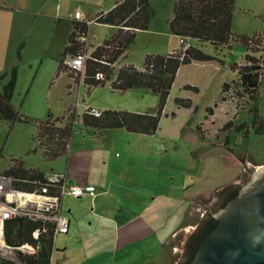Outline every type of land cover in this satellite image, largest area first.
Segmentation results:
<instances>
[{
  "label": "rangeland",
  "instance_id": "1",
  "mask_svg": "<svg viewBox=\"0 0 264 264\" xmlns=\"http://www.w3.org/2000/svg\"><path fill=\"white\" fill-rule=\"evenodd\" d=\"M173 5L169 0H154L151 4L161 21L172 13ZM13 18H0V74L17 67L10 103L27 121L0 120V172L15 159L25 168L64 173L67 182L90 187L98 194L93 202L63 197L62 214L70 220V228L68 234L55 237L52 264H158L159 260L168 264L175 239L163 247L164 236L153 235L157 227L167 223L168 233L187 223L196 224L207 213L201 203H194L196 194H205L202 198L207 199L205 204L210 212L224 187L244 184L246 164H264V63L256 100L242 91L235 96L236 102L231 100L237 104L236 115L229 99H209L204 86H198L197 92L185 90L192 104L199 106L196 115L187 111L191 115L181 114L175 119L168 114L161 118L152 135L122 128H97L83 123L88 108L129 111L126 107L130 105L153 110L157 96L144 88L112 89L118 65L104 85L89 88L78 80L79 85L71 82L68 90L67 74L56 75L57 59L63 44L68 43L67 37L52 32L44 36V27L18 30L13 26L17 23ZM231 31L234 36L259 34L264 38V0H236ZM111 33L110 27L91 23L87 44L96 46ZM141 36L138 41L135 36L127 49V58L119 64L142 66V47L148 43ZM202 46L204 51L230 63H244L245 52L238 43L232 44L230 56L227 48ZM259 56L264 61V41ZM225 71L229 82L237 79V74L232 75L227 68ZM234 82L239 88V82ZM180 94V88L172 86L165 105L167 112L177 108L183 112L173 100ZM208 99L210 107L206 110ZM255 109L254 122L249 112ZM62 116L72 125L68 152L44 159L32 121ZM237 126L241 129L236 130ZM231 155L242 161L240 173L236 170L239 168L232 167ZM98 178L106 179L105 186H99ZM163 204L167 205L166 210Z\"/></svg>",
  "mask_w": 264,
  "mask_h": 264
},
{
  "label": "trees",
  "instance_id": "2",
  "mask_svg": "<svg viewBox=\"0 0 264 264\" xmlns=\"http://www.w3.org/2000/svg\"><path fill=\"white\" fill-rule=\"evenodd\" d=\"M235 2L236 0H177L173 5V17L169 21V30L178 38L187 39L191 44L190 48L183 52L182 57L180 51H178V54H147L144 56L141 67L133 65L119 66L116 78L111 85L112 89L117 91H126L134 88L150 90L157 96L156 111L154 113H137L106 110L101 111V115L98 117L89 115L85 111L82 118L84 125L97 128H122L128 132L143 135L154 134L159 126L179 67L192 61L205 62L216 59L217 55H209L197 47V45L203 44H209L215 49L222 47L228 50L231 49L233 43L241 45L245 52L244 61L248 62L249 65L238 67L235 64L232 68L238 73L237 82H239L242 92L248 95L249 99L256 100L264 63L262 58L260 56L257 57V55L262 48L264 38L259 34H254L251 37L233 35L231 21ZM154 13L151 0H117L110 10L97 14L91 20L72 22L74 31L70 34L68 45L65 46L60 58L57 60L56 75L58 76L61 72H65L67 76L72 75L73 77H69L74 78L73 73L63 65V57L78 50L79 46L75 41V37H77L75 31H78L79 35H87L90 23L110 25L116 28V32L109 39L102 41V44L105 46L110 45L111 49L105 50L103 47H97L92 52L91 58L85 62L86 72L83 79V83L87 84L89 88L104 85L112 75L113 69L100 61L118 64L124 57L129 45L133 43L136 31L146 30ZM248 40L254 41L256 47L249 48ZM191 41H195L196 45H192ZM19 50L20 46L17 49L18 58L20 57ZM249 53H252V55ZM16 68V66H13L9 72L0 74V120L27 121L10 103L16 86ZM98 71H102L105 74L106 78L104 81L94 80L93 76ZM227 88L228 85L226 83L222 84L221 94ZM221 94L220 98L223 99ZM175 102L180 107L190 106L187 100L176 99ZM249 114L252 115V121L255 122L257 120L256 109L250 111ZM32 122L36 127V142L41 140L44 142L45 148L40 149L44 159L51 160L67 154L72 125L70 126L65 121L64 116L56 119L47 118L42 121L34 120ZM226 125H231V123ZM239 129L241 128L237 126L236 130ZM2 172L12 177L13 186L19 189L33 190L42 186L45 181L44 174L36 169H26L21 161L15 159H12L11 165ZM236 194L237 192L231 195L228 200L232 199ZM40 225L39 221L21 217L7 220L4 224L5 241L9 245H19L25 242L37 244V240L32 237V231L40 227ZM214 226L215 222L200 236V239ZM52 233V230L49 229L46 233L39 235L38 255L36 257H22L23 264H51V257L54 251ZM1 263L5 264V261L2 260Z\"/></svg>",
  "mask_w": 264,
  "mask_h": 264
},
{
  "label": "crops",
  "instance_id": "3",
  "mask_svg": "<svg viewBox=\"0 0 264 264\" xmlns=\"http://www.w3.org/2000/svg\"><path fill=\"white\" fill-rule=\"evenodd\" d=\"M116 1L117 0H0V18L5 17V16H13L14 17L13 20L17 22L13 26H17L18 30L22 31L27 26L31 27L32 30H34L35 28L44 27L45 28L44 36H46L48 32H52L54 33V35L58 34L61 37L66 36L68 40L70 34L73 31L72 19L70 16L75 11L79 10L81 14V19L83 21H88V20L93 19L97 14L101 12H107L108 10H110L114 6ZM169 1L171 5H173L177 0H169ZM151 4L154 5V0H151ZM172 17H173V11L172 13H170L169 16H166L164 21H161L158 17L154 15L153 19L150 21L149 26L146 30L136 31L135 41H138L139 35H142L143 37H145V40L148 43L147 46L143 45L142 47L143 60H144V56L147 54L165 55V54H169L170 52L179 49L180 47L179 38L173 33H171V31L169 30V21L172 19ZM27 21L29 25L27 24ZM95 24H99V23H95ZM106 26L110 27L113 30V34L116 32L115 27L110 26V25H106ZM12 33H14V29H12ZM113 34L111 33V36ZM67 45L68 43H66L65 45L63 44L64 48ZM192 45H196V44H192ZM197 47L201 48L204 51L202 45H197ZM231 50H232V47L230 50H228L229 56L231 55L230 53ZM62 52L63 50L60 51V56ZM204 52L209 55H213L212 53H209L206 51ZM126 58H127V50L125 51L124 57L121 60H125ZM235 64L237 63H234V62L230 63L229 61L223 60V58L217 55L215 60L205 61V62L192 61L189 64L180 66L175 75V79L173 81L172 86L174 87L175 85L178 88H180L181 97L175 98L173 100L174 102L176 99L187 100L190 103V106L181 107L183 108L182 109L183 112H180L178 108L177 110L172 109L167 112L166 108H164V112L161 118H167L168 114H170L171 118L175 117L176 119V116L178 115L184 114L182 116H185L187 114V111L196 115L199 109V106L198 105L195 106L192 104L190 97L188 96L185 90L197 92L198 86H202V87L204 86L205 91L207 92L208 98L209 97L211 98L212 96H216L217 98V96H220L221 94L222 84L229 82L228 79L230 78V76L228 72L225 71L226 68L231 72L232 75L234 74L238 75L236 70L232 68V66H234ZM240 64L241 63L237 65H240ZM122 65H131V63H127V62H123L121 64L118 63V67ZM67 77H68L67 79L69 80V84L67 85L68 90H71V82H73L76 85L77 81H72L71 77L69 76ZM236 80H238V76ZM236 80L231 79V82L236 81ZM79 83L80 82H77L78 85ZM209 99L206 101V104L204 105L205 106L204 108H206V110L210 107L208 106ZM168 100H169V97H168ZM126 108H127L126 110L137 112V113H154L157 107L154 108L153 110H146V109H143L142 107H130V105H128V107ZM208 112L210 114L209 116H211L212 111L210 110ZM187 115H191V114H187ZM231 163L234 169L239 168V170L236 169L239 173L242 171L240 167L242 165V161H240V159L235 158V157L233 158L231 155ZM26 169H36L44 175L48 174L49 172H55L52 170H50L49 172H46L38 168H26ZM105 180L106 179L101 180L98 178L97 181L100 182L99 186L101 187L105 186L106 184ZM203 195L205 194L204 193L196 194L197 197L196 199H194L195 200L194 203L197 202L196 204H199V205L200 203L202 204V202L205 203L207 199L202 198ZM97 196L94 198L86 197V199H90L91 202H93V200H95ZM166 206L167 205L163 204V207L165 208V210H166ZM169 213L170 212H168V216H169ZM166 214H167V211H166ZM188 217L190 219L192 218L191 209L188 210ZM196 224L187 223L186 225H183L182 227H179L178 229L173 228L172 231L168 233H167L168 224L167 223L165 225L162 224L157 227V230H156L157 232L156 234H153V235H157L158 238H160V236H164L162 246L163 247L169 246L176 238V235L178 232H180L181 230L193 227ZM69 228H70V220H69ZM172 249L174 250V246L172 247ZM163 262L164 261L162 260L157 261L158 264H161ZM164 264H167V263H164Z\"/></svg>",
  "mask_w": 264,
  "mask_h": 264
},
{
  "label": "built area",
  "instance_id": "4",
  "mask_svg": "<svg viewBox=\"0 0 264 264\" xmlns=\"http://www.w3.org/2000/svg\"><path fill=\"white\" fill-rule=\"evenodd\" d=\"M70 17L74 23L83 22L79 10L75 11ZM75 33L77 34L75 41L79 46L78 50L73 54H66V56L63 57V65L73 73L74 78L72 81H83L86 72L85 62L87 59L91 58L92 52L97 47H103L105 50H109L111 46H105L102 42L96 46H89L87 44L86 34L79 35L78 31H75ZM247 43L249 48L256 47L252 40H248ZM179 44L180 49L170 53L178 54V51H180L182 57L183 52L190 48L191 44L187 39L182 37L179 38ZM249 54L252 55V53ZM100 62L111 67L113 70L114 67L118 65L106 61ZM242 65H249V63L244 61L243 64H236L238 67ZM141 70L144 71L143 68H141ZM93 78L95 81H104L106 76L102 71H98L94 74ZM226 84L228 88L222 92L221 97L223 99H220L223 101L229 99L230 101H228L232 103L233 110L235 111L234 115H236L237 104H234L231 100L236 102L238 97L236 98L235 96L242 91V88L239 87L237 90L234 82H228ZM86 111L89 115L95 117L101 115V111L94 108H88ZM37 146L40 149H44L43 140L38 141ZM44 180L42 186L33 190H24L14 187L13 178L0 172V264H2V260L5 261V264H23L22 257H36L39 252V235L41 233H46L49 229L53 232L54 241L57 235H65L68 233L69 220L62 214V200L64 196H71L74 198H94L97 196L94 189L90 187L84 188L67 182L64 173L49 172L44 175ZM18 217L39 221L41 223L40 227L32 231V237L37 240V244L25 242L19 245H9L6 243L4 238V224L7 220Z\"/></svg>",
  "mask_w": 264,
  "mask_h": 264
},
{
  "label": "water",
  "instance_id": "5",
  "mask_svg": "<svg viewBox=\"0 0 264 264\" xmlns=\"http://www.w3.org/2000/svg\"><path fill=\"white\" fill-rule=\"evenodd\" d=\"M239 188L215 214L216 226L203 238L190 264H264V164H246ZM195 226L177 233L168 264H174Z\"/></svg>",
  "mask_w": 264,
  "mask_h": 264
},
{
  "label": "flooded vegetation",
  "instance_id": "6",
  "mask_svg": "<svg viewBox=\"0 0 264 264\" xmlns=\"http://www.w3.org/2000/svg\"><path fill=\"white\" fill-rule=\"evenodd\" d=\"M238 185H230L224 187L220 192L221 194L218 195L216 200V206L213 205L212 212H215L214 214H209L208 216L204 217L205 214L202 215L201 222H197L195 228L193 231L189 234V236L184 240V242L180 246V254L176 259L174 260V264H190L191 261L194 258V255L198 249V246L202 242L203 238L216 226V220H215V214L222 209L230 200L231 195H233L235 192L238 193L239 191ZM237 195V194H236ZM235 195V196H236ZM234 196V197H235ZM233 197V198H234ZM232 198V199H233ZM207 202V200H206ZM203 206L204 211L207 213L209 212V207L202 203L201 207ZM211 211V210H210ZM205 212V213H206ZM215 222V226L200 239V236L211 227L212 223ZM176 256V255H175ZM175 258V257H174Z\"/></svg>",
  "mask_w": 264,
  "mask_h": 264
},
{
  "label": "clouds",
  "instance_id": "7",
  "mask_svg": "<svg viewBox=\"0 0 264 264\" xmlns=\"http://www.w3.org/2000/svg\"><path fill=\"white\" fill-rule=\"evenodd\" d=\"M231 47H232V45H231ZM243 49V48H242ZM237 81V80H236ZM232 82H234V81H232Z\"/></svg>",
  "mask_w": 264,
  "mask_h": 264
}]
</instances>
